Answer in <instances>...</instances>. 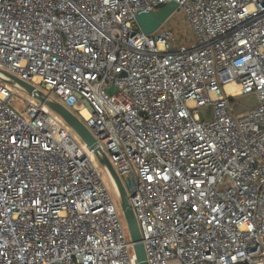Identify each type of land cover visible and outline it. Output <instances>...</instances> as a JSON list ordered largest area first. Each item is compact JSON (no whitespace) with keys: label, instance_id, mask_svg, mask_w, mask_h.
<instances>
[{"label":"built area","instance_id":"1","mask_svg":"<svg viewBox=\"0 0 264 264\" xmlns=\"http://www.w3.org/2000/svg\"><path fill=\"white\" fill-rule=\"evenodd\" d=\"M171 2L191 38L144 34ZM38 93L96 140L146 264H264V0H0V264H139L114 177Z\"/></svg>","mask_w":264,"mask_h":264},{"label":"water","instance_id":"2","mask_svg":"<svg viewBox=\"0 0 264 264\" xmlns=\"http://www.w3.org/2000/svg\"><path fill=\"white\" fill-rule=\"evenodd\" d=\"M178 5L175 2H171L168 5L158 9L157 11H149V12H138L135 15L136 23L139 29L144 34H152L159 30L177 11ZM14 81H16L19 85H21L26 91L30 94H36L35 88L19 79L12 77ZM109 94H112L113 89H109L107 91ZM38 99L42 102H45L52 110H54L57 114H59L65 122L80 136V138L85 142L89 149L93 150L96 155H98V150L96 148V140L89 132V130L84 126V124L67 108L60 104H56L54 102L45 101L41 96V93H38ZM258 105V100L254 94L235 98L233 103V110L236 115L245 112L250 108H254ZM207 111L211 112V108H205L201 112L204 114ZM210 116V115H209ZM209 116L207 118H209ZM205 120H207L206 117ZM99 160L102 165H105L117 184L119 193H120V205L123 211L124 217L127 221L129 232L131 235L132 242L134 243V249L137 256V260L139 264H146V254L143 244L141 243V235L139 232L138 224L134 213L129 205L127 192L120 180V178L116 175L111 165L109 164L106 158H101L99 155Z\"/></svg>","mask_w":264,"mask_h":264},{"label":"rangeland","instance_id":"3","mask_svg":"<svg viewBox=\"0 0 264 264\" xmlns=\"http://www.w3.org/2000/svg\"><path fill=\"white\" fill-rule=\"evenodd\" d=\"M162 27L171 29L174 35L181 40H185V39L187 40L188 38H191V32L189 26L185 21L184 15L180 11H176L173 14V16ZM12 105L17 111H21L23 109V102L21 99H17L13 101ZM101 175L103 182L108 187L109 193L113 201L117 206H119L120 199L117 197L110 182V179L103 167H101Z\"/></svg>","mask_w":264,"mask_h":264},{"label":"bare ground","instance_id":"4","mask_svg":"<svg viewBox=\"0 0 264 264\" xmlns=\"http://www.w3.org/2000/svg\"><path fill=\"white\" fill-rule=\"evenodd\" d=\"M86 114V113H85Z\"/></svg>","mask_w":264,"mask_h":264}]
</instances>
